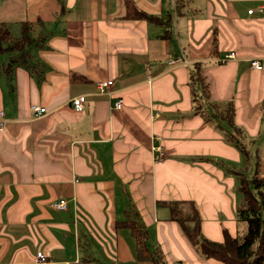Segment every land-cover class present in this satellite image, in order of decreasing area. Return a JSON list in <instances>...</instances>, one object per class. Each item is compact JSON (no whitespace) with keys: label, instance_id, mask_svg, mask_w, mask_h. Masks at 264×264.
<instances>
[{"label":"crops","instance_id":"obj_1","mask_svg":"<svg viewBox=\"0 0 264 264\" xmlns=\"http://www.w3.org/2000/svg\"><path fill=\"white\" fill-rule=\"evenodd\" d=\"M133 1L155 19H125V0H2L21 3L16 21L34 23L43 42L0 75V264H38L40 250L44 264H153L118 226L126 219L146 226L166 264H226L204 257L163 201L193 200L214 241L253 220L238 215L249 187L241 191L235 172L264 177V67L251 65L264 57V0ZM194 63L210 87L200 108ZM228 101L250 157L214 116ZM62 198L65 210L54 206Z\"/></svg>","mask_w":264,"mask_h":264},{"label":"trees","instance_id":"obj_2","mask_svg":"<svg viewBox=\"0 0 264 264\" xmlns=\"http://www.w3.org/2000/svg\"><path fill=\"white\" fill-rule=\"evenodd\" d=\"M125 5L126 12L123 16L125 19H146L150 21L155 19L154 16L140 9L133 0H125ZM33 28L34 23L22 21L21 36L18 38H14L6 26L1 28L0 54L18 52L19 54L16 57L19 62L16 65L26 64L28 62L27 48H31L37 40L33 34ZM11 67L12 64H9L7 70H10ZM190 80L192 93L194 94L195 87L198 85L203 98L208 99L210 87L201 63L193 64ZM198 100L200 99L194 98L196 107L201 106ZM214 107V116L228 122V139L248 157L249 154L241 143L242 130L235 123L234 102L228 101L223 108L219 104H215ZM198 108L197 111H199ZM207 115L206 119H211ZM235 173L239 175L241 191H246L245 181L249 184L246 199L238 206V215L242 218L248 212L253 218V220L246 222L245 230L236 236H232L225 229L223 241L206 238L201 230L202 218L200 211L193 200H170L163 201V203L169 207L171 219L179 223L184 234L194 246L200 249L204 257L216 258L226 264H264V189L262 188L264 177L259 176L258 169L249 179L244 177V172ZM250 187H253L257 194ZM118 226L130 228L136 240V251L139 259L150 260L153 264H164L165 258L161 250L158 248L151 249L148 246L149 232L143 223L126 219L118 222Z\"/></svg>","mask_w":264,"mask_h":264},{"label":"built area","instance_id":"obj_3","mask_svg":"<svg viewBox=\"0 0 264 264\" xmlns=\"http://www.w3.org/2000/svg\"><path fill=\"white\" fill-rule=\"evenodd\" d=\"M258 9L260 11H264V5L258 6ZM250 13L253 12V9L249 10ZM235 52L234 51H230L225 58L219 60V61H224V60H228L230 58H234ZM251 65L253 68H256L258 70L263 69L264 67V57L262 59L260 58H254L251 61ZM113 80H107V81H99L98 82V87L100 89L101 92H106L108 88H110L113 85ZM85 101H86V96L85 95H80L77 96L75 98H73L72 100V104L74 106V108L77 111H84L85 110ZM123 105V101L122 99H118L117 101L114 102V107L117 109H120ZM33 111L35 113H43L46 112V108L38 106V105H33ZM5 113L4 111H0V131L4 129L5 127ZM155 153H156V159L158 160H162L164 157V151L162 149V147L160 145H155L154 147ZM54 206L60 210H65L68 207V201L65 198L60 199L59 201H57L56 203H54ZM46 254L43 251H37L36 255H35V261L38 264H44L46 261Z\"/></svg>","mask_w":264,"mask_h":264},{"label":"rangeland","instance_id":"obj_4","mask_svg":"<svg viewBox=\"0 0 264 264\" xmlns=\"http://www.w3.org/2000/svg\"><path fill=\"white\" fill-rule=\"evenodd\" d=\"M9 3H11V4L8 6L7 4L2 2V0H0V29L3 28L4 26H6L4 23L1 22L2 19L6 18L9 22L8 27L7 26L6 27L9 28V30H10V32L14 38H18L21 36V25L16 21L15 13L20 18L21 14L23 12V10L21 8L22 5H21V3L20 4H17L14 2H9ZM11 7H18V8L13 9V12H12L11 10L7 9V8H11ZM34 33H36V31ZM35 38H37V40H35L36 42H35V44H33V46L31 48H27L28 52H30L32 50L36 51L39 49L38 46L42 45V42H43L42 38H40V37H35ZM16 53L17 52L13 51V52H6L3 54H0V71L3 72L2 74L0 73V75L6 74V73L11 75L13 73L15 65L18 64V62H19L18 61L19 59L16 57L17 56ZM9 64H12V67L10 70H7L9 67ZM193 97L198 98L200 100L203 99L202 93H201L198 85H196V87H195ZM206 108H207V106H206ZM244 177H248V179H249V177H251V176H245L244 175ZM244 184H245L246 188L249 187V184L247 181H245ZM255 194H257V193L255 192ZM197 249H199V248H197ZM113 250L114 251L112 252V254L115 255L116 250L115 249H113ZM165 262H164V264H166Z\"/></svg>","mask_w":264,"mask_h":264}]
</instances>
